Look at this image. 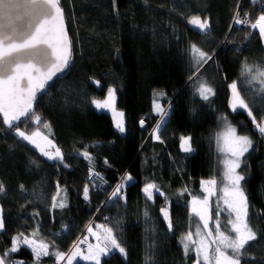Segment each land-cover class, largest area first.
<instances>
[{
	"label": "trees",
	"instance_id": "16d2710c",
	"mask_svg": "<svg viewBox=\"0 0 264 264\" xmlns=\"http://www.w3.org/2000/svg\"><path fill=\"white\" fill-rule=\"evenodd\" d=\"M61 7L73 62L46 92L38 94L33 111L42 117L38 131L45 132L56 147L88 151L91 160L83 157L81 166L68 156L63 164L49 161L15 137L14 129L0 128V182L6 189L0 194L6 224L0 232V255L11 247L12 237L24 233L46 244L50 253L65 256L89 227L95 230L103 224L114 232L119 229L127 255L113 250L101 264H145L146 256L151 257L149 264H193L195 258L190 252L185 255L182 239L202 226L191 215L190 199L203 197L202 180L220 177L215 139L223 130L219 118L226 116L238 133L253 141L239 171L245 175L249 223L258 239L246 247L241 264H264V136L246 112H232L229 107V85L243 79L242 65L264 66V42L251 27L264 13V0H115V5L113 0H61ZM237 14H247L249 24H236ZM194 15L208 18L206 35L188 24ZM192 44L213 57L198 73ZM197 75L214 90L209 101L196 94ZM259 86L254 82L251 90L247 83L238 87L258 119L264 117V97L254 95ZM109 87L116 89L115 107L125 114L123 133L114 127L110 114L91 103L103 101ZM158 93H163L161 105L170 106L161 130L163 142L151 137L159 120L153 112ZM23 122H18L19 127ZM181 135L192 138L193 153L181 151ZM90 167L109 182L106 192L88 182ZM125 174L134 178L122 193L126 201L106 203ZM146 182L154 183L164 195L154 193V199L147 200L141 191ZM53 196L57 204L63 200L67 206L52 208ZM165 207L172 231L161 215ZM34 259L25 245L8 257L9 264H34ZM39 264L62 261L50 254L39 257Z\"/></svg>",
	"mask_w": 264,
	"mask_h": 264
},
{
	"label": "snow or ice",
	"instance_id": "6c2138e0",
	"mask_svg": "<svg viewBox=\"0 0 264 264\" xmlns=\"http://www.w3.org/2000/svg\"><path fill=\"white\" fill-rule=\"evenodd\" d=\"M115 5V0H113ZM22 10V11H21ZM247 15V14H245ZM7 20L8 23L0 24V128L7 126V130L14 129L13 135L22 141H27L39 149L41 155L49 161H58L63 164V155L61 150L56 147L47 137L43 139L47 142L49 148H55L52 153L41 147L36 142L35 137L40 136L39 132L26 134L19 127L18 122L33 120L42 123L39 116L33 111V102L37 100L38 93L46 92L49 82L54 78H59L66 72L71 64L70 54L71 45L68 41L67 34L64 31V11L61 7V0H0V20ZM236 24H242L237 14L234 16ZM188 24L193 25L201 34H207L210 31L208 18L201 19L199 15H194L188 19ZM253 29H259L261 39L264 40V14L260 15L255 23L251 24ZM7 29V30H5ZM193 63L198 73L203 64L207 63L213 57L201 51L195 44L190 45ZM195 75V74H194ZM242 80L233 81L229 85L231 96L229 98V107L232 112L243 110L251 119L253 125L259 133L264 136V117L259 119L254 114L250 103L238 91L241 83H247L250 86L254 82L260 86L254 95L264 97V66L249 65L244 63L241 71ZM193 79L192 76L189 77ZM196 86V94L204 101H209L214 95V90L206 81L200 80ZM100 86L99 81H95ZM116 89L109 87L107 96L103 101L93 99L92 105L97 110L110 109L113 113L114 127L121 133L125 131L124 112L118 111L115 107ZM163 93L156 94L153 100V112L159 116V120L151 133L154 140H161V130L166 126L167 118L170 116V106L164 107L160 103V96ZM264 103V100H262ZM23 118V120H22ZM223 124V131L217 134L218 151L224 153L225 158L221 161L223 164V174L217 179L202 180V191L205 193L202 198L193 196L191 205L192 213L198 217L199 222L203 225L206 236H201L199 225L196 228V237L193 239V233L189 232L182 239L185 255L190 251L195 252V264H241V259L246 256V247L250 242L258 239L256 231L249 223V198L246 195L242 182L245 175L242 174L241 165L245 163V154L253 147V141L249 135L238 134L237 128L231 124L226 116L219 118ZM145 120L140 121L143 128ZM180 149L185 154H191L195 151L192 147L190 136H180ZM84 158L91 160L90 153L84 151L80 153ZM33 163H36L33 161ZM107 163V162H106ZM67 167V165H64ZM95 175L103 180L99 173L94 172V168H89V181ZM131 174H125L117 184L114 191L108 197L107 202L124 200L123 195L125 187L133 181ZM218 185H223L218 187ZM93 188H102V185H92ZM59 195V185H57ZM20 190L25 191L24 185H20ZM6 189L0 182V194L5 193ZM147 200L154 199V193L163 196L164 193L154 183H145L141 189ZM187 191L183 189L180 193ZM218 196L217 207L215 210L210 205L212 197ZM84 198L89 196V185L85 184L83 190ZM52 208L66 207V203L61 200L56 203L57 196L52 197ZM219 201L223 202L224 207L220 208ZM198 206V207H197ZM0 209V213H2ZM161 215L168 225V230H173V224L167 207L161 208ZM226 213V224H222L220 217ZM35 215H39L36 213ZM146 219H149L148 212L144 213ZM214 221V232L209 227V221ZM107 219V218H106ZM103 227L104 235L102 243H98L93 249L89 246L88 255L82 256V259L101 264V258L108 256L113 250L118 251L122 256H126V248L118 235L119 229L114 232L113 228ZM6 228L5 219L0 215V232ZM63 229L62 231H66ZM92 233L93 229L88 228ZM234 234V235H233ZM38 235V231L32 233V236ZM59 235V234H57ZM100 240V237H97ZM20 245H28L34 253V264H39V257L55 255L57 262L65 259L63 253H50L46 244L40 243L38 246L34 239L27 238L24 233L12 237V245L2 255H0V264H9L8 257L15 253ZM80 253H73L67 257L68 264ZM151 257H145V264H149ZM11 264H16L11 261Z\"/></svg>",
	"mask_w": 264,
	"mask_h": 264
},
{
	"label": "rangeland",
	"instance_id": "374dc122",
	"mask_svg": "<svg viewBox=\"0 0 264 264\" xmlns=\"http://www.w3.org/2000/svg\"><path fill=\"white\" fill-rule=\"evenodd\" d=\"M262 14H264V13H261V15ZM259 18V17H258ZM256 22V21H255ZM193 28H195L193 25H191ZM257 30L259 31V29L257 28ZM260 34V33H259ZM264 41V40H263ZM106 96H107V94H106ZM115 102H116V96H115ZM169 106H166V108H168ZM117 109V108H116ZM99 111H101V112H107L108 114H110V116H111V118H113V113H112V111L110 110V109H105V110H99ZM243 111V110H242ZM244 112V111H243ZM37 116H39L40 118H41V120H42V117H41V115H38L37 113H35ZM250 119V118H249ZM251 120V119H250ZM42 123H43V121H42ZM42 123H37V122H35V121H33V120H28V121H24L21 125H20V129L22 130V131H25L26 132V134H31L32 132H39L38 131V129H40V127L42 126ZM255 126V125H254ZM255 130H257L256 129V127H255ZM223 131V130H222ZM221 131V132H222ZM258 131V130H257ZM220 132V133H221ZM259 132V131H258ZM41 135L40 136H37V137H35V140H36V142L37 143H39L40 145H41V147H43V148H45L46 150H49V151H51L52 153H54L55 152V148H49V146L47 145V142L43 139V137H47L49 140H51L50 139V137L45 133V132H39ZM238 134H240V135H243V134H241V133H238ZM52 141V140H51ZM27 142V141H26ZM28 143V142H27ZM52 143L55 145V143L52 141ZM30 145H32V144H30ZM215 145H216V154H217V156H219V161H218V166H220V176H222V174H223V164H222V160L225 158V156H224V153H221L220 151H218V141H217V137H216V139H215ZM33 147H34V145H32ZM35 148V147H34ZM253 148V147H252ZM252 148H250L249 149V152L252 150ZM39 153H41L40 152V150L39 149H37V148H35ZM61 150V152H62V155H63V158L65 157V156H68L69 157V159L71 160V162H73V163H75L76 165H79V164H81V161H82V158H83V156L82 155H80V153H82L81 151H78V150H76V149H71V148H63V149H60ZM246 155V154H245ZM46 158V157H45ZM239 171V170H238ZM91 184V183H90ZM92 186V185H91ZM223 185H218V187H222ZM93 187V186H92ZM200 189H201V192H202V195H204L205 193H203V191H202V185H201V183H200ZM218 196H219V193L217 194V196H214V197H212L211 198V200H210V205H211V207H212V209L213 210H215L216 209V207H217V202H218ZM191 201H192V198L190 199ZM219 206H220V208H223L224 207V205H223V202L222 201H219ZM198 207V206H197ZM190 211H191V213H192V205L190 204ZM0 215H2L1 213H0ZM222 215H224V217H225V220L223 221V220H221V217H220V220H221V223L222 224H226V216H227V214L226 213H222ZM221 215V216H222ZM198 218V217H197ZM214 221H215V217L213 218V220L212 221H209V227L210 228H212L213 229V232H214V227H215V225H214ZM99 226H104V227H106L105 225H103V224H100ZM201 226H202V228L200 227V229H201V236L203 237V236H206V232H205V230L203 229V225L201 224ZM196 228H197V226H196ZM93 234H94V237H95V239H97V237H100L101 239L98 241V243H102V240H103V235H104V231H103V227H98V229H95V231L93 230V232H92ZM195 233H196V229L194 230V233H193V239L195 240V239H197V237H196V235H195ZM234 235V234H233ZM28 238V237H27ZM29 239H31V238H29ZM98 240V239H97ZM35 242H36V245L38 246L41 242H39V241H37L36 239H35ZM24 246V245H23ZM25 246H27L30 250H31V248L28 246V245H25ZM89 246H92V243H91V240H90V238L88 239L87 237L85 238V239H81V241H79V243L77 244V245H75L73 248V250H71L67 255H65V259H63V260H61L62 261V264H68V262H67V257L68 256H70V255H72L74 252L75 253H80L81 255H76L74 258H73V260H72V264H75L76 262H78L77 260H79V256H84L83 255V253H85V251H88L89 252ZM92 248L94 249L95 247H93L92 246ZM190 253L191 254H193V256H194V258H195V260H196V256H195V252L194 251H190ZM88 255V254H87ZM193 264H195V262L193 263Z\"/></svg>",
	"mask_w": 264,
	"mask_h": 264
},
{
	"label": "built area",
	"instance_id": "2783aa9c",
	"mask_svg": "<svg viewBox=\"0 0 264 264\" xmlns=\"http://www.w3.org/2000/svg\"><path fill=\"white\" fill-rule=\"evenodd\" d=\"M239 18L242 21H244L243 24H245V25L249 24V20H248L247 15H239ZM88 182L91 183V185H93V184L102 185V188H95V189L100 190L101 192H106L108 190V187H109V182H106L104 179L101 180L95 175L92 176L91 182L89 181V178H88Z\"/></svg>",
	"mask_w": 264,
	"mask_h": 264
},
{
	"label": "crops",
	"instance_id": "0c3cea01",
	"mask_svg": "<svg viewBox=\"0 0 264 264\" xmlns=\"http://www.w3.org/2000/svg\"><path fill=\"white\" fill-rule=\"evenodd\" d=\"M263 42H264V41H263ZM83 164H84V162L81 161V164H79V165L81 166V165H83ZM128 185H129V184H128ZM94 231H95V230H94ZM86 237H87L88 239L90 238L93 247H95V246L98 244V241H99V240L95 239L93 233H89V232H88V234H87L86 236H84V238H82V239H85ZM80 241H81V240H80ZM87 254H88V251H85V253H83L84 256H86ZM102 259H103V258H101V261H102ZM77 261H81V262H83L84 264H94V262H92V261L82 259V256H79V260H77ZM16 264H18V262H17Z\"/></svg>",
	"mask_w": 264,
	"mask_h": 264
},
{
	"label": "water",
	"instance_id": "95a60500",
	"mask_svg": "<svg viewBox=\"0 0 264 264\" xmlns=\"http://www.w3.org/2000/svg\"><path fill=\"white\" fill-rule=\"evenodd\" d=\"M22 11V10H21ZM6 23H8V21L5 19V20H0V24H6ZM63 27H64V31H65V33L67 34V38H68V41L70 42V37H69V34L67 33V23H65V17H64V24H63ZM5 30H7V29H5ZM70 45H71V50H70V54L72 53V44L70 43ZM71 57H72V55H71ZM65 73V72H64ZM63 73V74H64ZM63 74H61V75H63ZM60 75V76H61ZM60 76H59V78H60ZM56 79H58V78H54V81L56 80ZM53 82V81H52ZM52 82H49V83H52ZM39 94V93H38ZM38 96V95H37ZM35 102V101H34ZM33 102V103H34ZM141 127V126H140ZM142 128V127H141ZM145 127H143L142 129H144Z\"/></svg>",
	"mask_w": 264,
	"mask_h": 264
}]
</instances>
